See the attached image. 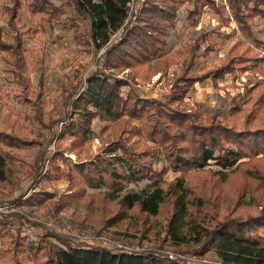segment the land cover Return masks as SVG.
<instances>
[{"label": "trees", "instance_id": "16d2710c", "mask_svg": "<svg viewBox=\"0 0 264 264\" xmlns=\"http://www.w3.org/2000/svg\"><path fill=\"white\" fill-rule=\"evenodd\" d=\"M27 1L30 13H39L51 25L66 16L70 7L87 22L88 44L103 50L94 69L82 76L77 69L62 85L64 109L58 112L57 118L49 116L47 123L44 122L40 108L42 87L36 90L34 100H29L33 117L47 128L49 139L34 158L29 186L19 192L14 202L40 205L54 199L56 194L36 190L37 183L65 182L67 191L58 196V203L96 194L114 203L115 211L103 219L106 226L130 221L133 210L146 218L155 217L168 204L164 234L175 249L197 257L212 252L221 264H264V204L253 213L241 204L245 183L264 177L261 168L251 166L252 160L264 162V126L250 127V115H247L244 125L237 127L220 118L218 112L204 113L200 105L191 107L186 102V96L197 82L210 79L217 85L228 73L256 70L257 64L248 62L244 55H236L200 74L189 73L191 65H186L173 75L163 100L142 96L132 86L141 75L140 69L165 50L169 30L176 28L180 5H186V18L192 28L207 8L218 15L220 26H228L233 21L241 33L261 43L253 35L252 23L255 18L264 20V0H227L228 10L214 0H144L139 8L131 11L130 0H62L60 4L54 0ZM20 8L21 0L2 4L14 34L11 39H5L4 27L0 24V50L7 54L5 61L24 91L29 80L24 75L27 63L17 27ZM218 30L215 28L212 32ZM200 40L214 43L207 32H201L195 42ZM196 48L198 44L194 43L191 50ZM209 50L208 43L202 54H208ZM125 70L127 75L118 76ZM259 98L255 101L256 110L264 103L258 102ZM240 110L239 104L229 108L232 115ZM95 119L105 123L104 127L113 128L115 137L103 147L107 156H102L101 161L84 160L80 150L92 133ZM57 123L60 126L55 129ZM31 142L0 130V186L12 181L11 166L19 162L17 155L3 147H21ZM51 143L54 148L49 152ZM66 150L75 155L74 160L65 154ZM259 154L262 157L256 159ZM246 157L250 160L241 161ZM161 161L165 164L156 168ZM211 163L219 167L209 169L218 175V181H226L227 169L242 170L235 205L224 212L217 206L212 211L205 210L208 196L196 193L195 186L184 178L190 171H204ZM168 170L179 171L181 176L165 181ZM142 180L146 183L139 190L124 191L128 183ZM17 188V184L12 185L9 192ZM87 189L96 191L85 195ZM14 218L29 223L16 211L0 212V234L6 241L0 247V264H216L171 259L153 249L111 250L81 244L46 230L38 235L36 243H29L19 231L15 236L9 234Z\"/></svg>", "mask_w": 264, "mask_h": 264}, {"label": "rangeland", "instance_id": "374dc122", "mask_svg": "<svg viewBox=\"0 0 264 264\" xmlns=\"http://www.w3.org/2000/svg\"><path fill=\"white\" fill-rule=\"evenodd\" d=\"M144 0H132L133 7L139 8ZM219 5L227 4V0H214ZM60 4L62 0H54ZM10 3V0H0V24L4 27L5 39H11L13 30L7 24V15L2 10V4ZM28 1L21 0V8L18 12V31L21 33L24 58L27 69L24 73L28 77L29 86L22 90L12 70L5 61L7 54L0 50V130L9 134H17L28 141L33 142L21 147H3L17 155L19 162L11 166L12 181L0 186V204L16 211L28 220L22 223L14 218L9 226V234L15 236L20 232L26 236L29 243H36L38 235L44 230L64 235L81 244L102 246L107 248L110 241H117L123 245L131 246L136 252L153 249L168 257L169 252H174L178 260L187 262H218L217 256L207 252L202 257L182 252L175 249L170 241H166L164 226L169 214V205H164L155 217H144L137 210H133L132 219L123 221L115 226H106L103 219L115 211L113 202H109L100 195L86 196L81 200L58 203V196L67 191L65 182L42 181L37 183L36 190L45 189L56 194V197L47 200L40 205H19L13 199L19 192L26 190L31 182L29 174L34 158L43 145L46 146L49 133L44 125L35 120L29 100H34V94L38 87H42L40 108L44 114V122L47 123L49 116L57 118L58 112H62L64 93L62 85L71 78L75 70L80 69V75H85L94 69L102 50H96L87 41V22L80 19L75 11L67 7L66 16L52 25L40 18V14H31ZM227 9V6H226ZM134 10V9H133ZM228 10V9H227ZM187 8L182 4L177 9L176 28L169 30L168 44L162 54L149 61L140 69V76L135 78L132 86L142 96H150L164 99L172 81L173 75L181 72L186 65H191L189 73H203L220 65L227 58L236 55H244L249 61L255 62L256 70H235L228 73L224 79L213 85L210 79L197 82L193 91L186 96L189 106L200 105L204 113L218 112L220 118H225L237 127L244 125L247 115H250V127L264 126V20L255 18L252 23L253 35L261 40L256 43L245 36L232 21L228 26H220L218 15L209 9L201 14L195 27H190L186 18ZM74 24V25H73ZM215 28L218 31L212 32ZM201 32H207L214 43L198 41L195 39ZM198 48L191 50L193 44ZM209 53L202 54L208 46ZM193 54V55H192ZM238 60V58H236ZM81 75V76H82ZM127 70L119 72L118 76L124 77ZM124 91L127 88L123 89ZM28 98V99H27ZM263 105L256 110L255 101ZM239 104L241 110L232 115L230 106ZM255 109L251 114L252 109ZM253 118V119H252ZM95 119L92 124V133L85 145L80 150L84 160L107 156L102 151L105 144L114 138L113 128ZM60 124L55 125L58 129ZM66 144V142H63ZM49 152L54 148V143L49 145ZM72 160L75 155L65 151ZM103 156V157H102ZM260 159L261 154L256 156ZM250 158H242L241 161H249ZM252 160L251 166L261 168L264 174V162ZM164 163L156 164L160 168ZM218 170L214 164L205 167L204 171L193 170L184 175L187 183L195 186L196 193H206L205 210L212 211L214 208L224 212L235 205L239 186L242 181L241 168L235 171L227 169L225 182L218 181V175L209 169ZM230 170V171H229ZM181 176L179 171L168 170L165 181H170ZM146 180L138 183H128L125 190H139ZM18 185L13 192H9L12 185ZM95 189H87L85 195L95 192ZM244 197L241 204L249 213L260 209L264 204V177L247 181L244 185ZM58 205H60L58 207ZM34 223V224H32ZM48 223H52L53 226ZM6 241L0 234V247ZM180 248V247H178ZM113 249V248H111ZM179 254L181 256H179ZM169 258V257H168ZM218 264V263H216Z\"/></svg>", "mask_w": 264, "mask_h": 264}, {"label": "built area", "instance_id": "2783aa9c", "mask_svg": "<svg viewBox=\"0 0 264 264\" xmlns=\"http://www.w3.org/2000/svg\"><path fill=\"white\" fill-rule=\"evenodd\" d=\"M129 6H130V11L133 10V9H136L133 7V3H132V0H130L129 2ZM0 212L1 213H7V212H10V209L9 208H6V206H4L3 204H0ZM49 225L53 226L52 223H48ZM108 249H111V250H120V251H127V252H136L137 250H135V248L131 247V246H127V245H123L117 241H110L109 242V245L107 246ZM179 256H181L179 254ZM168 257L171 258V259H175L176 258V254L174 252H169L168 254ZM218 264H221V262H216Z\"/></svg>", "mask_w": 264, "mask_h": 264}]
</instances>
